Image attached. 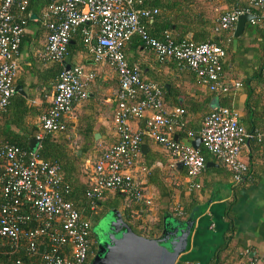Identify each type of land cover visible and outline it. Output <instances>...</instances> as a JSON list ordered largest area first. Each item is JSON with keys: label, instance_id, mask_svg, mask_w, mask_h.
Masks as SVG:
<instances>
[{"label": "built area", "instance_id": "2783aa9c", "mask_svg": "<svg viewBox=\"0 0 264 264\" xmlns=\"http://www.w3.org/2000/svg\"><path fill=\"white\" fill-rule=\"evenodd\" d=\"M247 4L264 15V0H247ZM25 6L26 0H0V111L13 93ZM156 12L142 0H52L42 11L46 37L41 59L60 63L70 36L78 29L86 52L94 62L110 67L117 81L111 116L115 142L103 148L91 165L89 187L84 194L89 204L107 191L150 204L142 188L147 167L136 163L141 134L128 124L142 117L147 137L167 153L168 166L178 164L183 168L188 189L198 188L194 178L204 160L188 141L174 140V132L184 133L189 140L196 136L199 146L230 173L233 183L243 179L246 166L239 151L256 134L243 129L237 111L224 106L211 110L202 116L200 127L193 134L184 129L183 109L164 108L161 87L143 80L138 68L126 62L123 46L135 37L159 61L172 60L191 72L207 91H228L220 79L223 50L212 42L175 43L165 31L160 38L150 36L143 20ZM244 12L248 13L232 10L221 14L213 30H230L237 15ZM92 79L93 73L80 65L62 68L57 73L48 108L38 118V132L34 135L38 142L46 133L64 130L71 105L85 98V85ZM231 86L238 88L239 84L233 82ZM37 148L38 143L33 150H21L7 142L0 144L2 245L7 241L10 248L36 256L39 264H84L89 225L63 199L67 185L60 179L58 166L38 157ZM11 264L24 263L16 259ZM238 264H259V259Z\"/></svg>", "mask_w": 264, "mask_h": 264}, {"label": "crops", "instance_id": "0c3cea01", "mask_svg": "<svg viewBox=\"0 0 264 264\" xmlns=\"http://www.w3.org/2000/svg\"><path fill=\"white\" fill-rule=\"evenodd\" d=\"M189 2L190 27L203 31L207 38L213 37L211 28L214 29L221 14L233 7L247 5V0ZM174 9L177 12V7ZM43 22L34 18L25 21L15 58L13 87L20 86L21 96L34 113L26 116L24 121L28 132L36 134L38 118L48 108L56 75L63 66L80 65L93 73V79L85 85V98L71 105L70 113L64 119V130L52 134L64 148L73 149L77 158L75 178L83 188L93 161L103 148L115 142L111 116L117 81L113 70L105 63L94 62L85 47L68 57L66 53L60 63L41 59L46 37ZM159 24L158 19L143 20L146 31L153 35L158 33ZM233 25L230 35L234 40L225 45L221 61V80L228 86L224 99L219 93L207 91L191 72L174 61L157 62L154 53L144 49L135 37L124 44L123 53L126 62L138 68L143 79L159 83L164 108L183 109L185 130L196 133L203 113L219 107L220 103L237 111L243 129L257 133L251 140L247 139L239 151L246 166L242 181L233 183L230 173L206 153L203 168L194 178L198 188L188 190L183 168L178 164L169 167L167 153L147 137L142 121L145 118L130 120V128L143 134L136 163L151 169L142 185L143 196L150 199V204L141 208L107 191L86 206L80 194L73 207L85 216L95 243L94 254L86 264H90L93 257L97 259L95 264H207L215 248L222 243L227 227L224 212L230 199L233 202L229 212L235 230L232 242L247 248L251 257L261 260L264 253V71L259 80L252 74L264 64V54L260 50L264 45V21L257 22L259 30L255 35L247 28V22L241 34L233 37ZM186 37L190 38V33ZM242 81L250 85L248 93L242 85L231 86L233 82L240 85ZM246 99L251 107L248 114L242 109ZM172 138L178 142L191 141L182 132H174ZM158 174L163 175L169 186V196L148 182L147 178L150 180ZM190 194L195 196V205L183 221L175 220L171 210ZM124 211L144 224L151 223L161 211L160 235L153 238L135 236L121 220Z\"/></svg>", "mask_w": 264, "mask_h": 264}, {"label": "trees", "instance_id": "16d2710c", "mask_svg": "<svg viewBox=\"0 0 264 264\" xmlns=\"http://www.w3.org/2000/svg\"><path fill=\"white\" fill-rule=\"evenodd\" d=\"M51 2L52 0H26V6L24 8V11L22 12V17L27 22L33 18L41 22L42 11ZM142 2L144 5L148 6L149 8H155L157 11L155 15L150 17L152 20L158 19L160 22L159 31L156 35L148 33L152 37L160 38L162 33L165 31L169 33L170 38L175 43H178L180 41H190L193 43L212 42L217 44L223 50V52L225 51V45H227L231 40H234L233 38H231L230 30L214 31L213 28H211L212 30L211 33L213 37L207 38L206 37L207 34H205L203 31L195 30L193 26L191 28L190 27L191 19L188 13V6L190 5V2L188 3V0H142ZM175 7H177V12L174 9ZM232 10H247L251 15H253L254 20L252 23L248 22L247 28L250 30L252 35H255L258 32L259 29H257V22L264 21V15H262V12L259 9L253 8L247 4L246 6L233 7L225 12H230ZM215 24L213 27H215ZM187 33H190L191 35L190 38L186 37ZM69 40L71 43H68L66 45V53H67L66 57H68L77 50H82L84 47L82 43V37L78 29L75 30L74 33H72ZM139 44L141 45L140 42ZM260 50L264 54V45L261 46ZM156 61L161 63L164 60L159 61L158 59H156ZM128 65L132 66L130 64ZM61 68L62 67L59 66V69ZM263 71H264V64H260L257 70L252 74V76L255 79L259 80V78L263 74ZM221 73H222V62H221ZM153 83L159 85V83L156 81H154ZM224 84L227 85L226 83ZM241 85L244 88V91L248 93L250 85L247 84V81H245L244 83L242 81L239 86ZM226 93L227 92L219 93L218 95H220L221 99H224L225 96L224 94ZM219 106H224V104L220 103ZM242 109L244 113L248 114L249 112H251V107L248 104L247 99L244 102V106ZM206 113H208V111L203 113V115ZM32 114L34 113L30 105L25 101V99L18 93L13 92L12 95L8 98V102L4 107V109L0 111V144L7 142L9 144L14 145L18 149L27 150L26 142L29 138L34 137L35 134H31L28 132L25 126L24 118ZM139 119L141 118H138L136 120ZM142 121L144 128V120ZM247 132L251 133L252 135L257 134L254 133V131H247ZM53 133L56 132L46 133L45 135H43L42 138L39 139L37 155L41 159L49 161L51 163H55L58 166V174L60 176V179L64 184L67 185V191L62 195L63 199L69 201L72 204V206H74L73 202L78 200L80 198L79 195L81 194V199L86 202V206H87V204L89 203L86 200L84 194L89 187V183L87 181V183L85 184L86 186L83 188H81L82 186L81 184H77V180L75 178V172L77 169V165H76L77 158L73 152V149L70 147L64 148L62 143L59 142L58 138L52 137ZM140 134L141 136L143 135L142 132H140ZM248 140H251V138ZM197 150L199 154L203 157V160L205 161L206 152L200 146L197 147ZM150 170L147 167V173L144 176L145 179L150 174ZM73 177L74 180L72 179ZM147 180L150 184L157 186L158 191L163 193L166 192L168 193L167 195L169 196L170 194L169 186L164 182L163 175L160 174L154 175L152 178H150V180L148 178ZM113 193L116 194L118 198L129 200L134 204H136L138 207L142 208L147 206L140 200L134 201L119 193L116 192ZM232 202L233 199H230L227 202L226 210L224 212V221L227 227L222 235V243L215 248L213 255L208 260L207 264H238V262L242 260L245 261L256 258V257H248L247 248L240 247L236 243L232 242L234 239L233 234L235 231L234 226L231 223V213L229 212V207ZM195 203H196V199L195 196L192 194H190L185 201H181V200L178 201L175 205V208L171 210L173 218L178 221H183L187 217L190 209L195 205ZM158 213L159 214L156 215L155 219L151 223H145V224L141 223V220L139 218L131 216L130 214L127 213V211H124L122 213L121 220L124 224H126L128 229L135 236H144L148 238H153L160 235L162 231L161 211H158ZM80 218L82 220H85V216L83 214H80ZM86 238L88 242L86 256L90 258L95 251L94 237L90 233H88ZM88 258H85L84 264L87 263ZM16 259H19L24 264H39V260L37 259L36 256H29L24 254L22 250L10 248L9 243L7 241H4L2 245V239H1L0 264H11ZM259 264H264V262L259 260Z\"/></svg>", "mask_w": 264, "mask_h": 264}, {"label": "water", "instance_id": "95a60500", "mask_svg": "<svg viewBox=\"0 0 264 264\" xmlns=\"http://www.w3.org/2000/svg\"><path fill=\"white\" fill-rule=\"evenodd\" d=\"M252 19H253V16L249 13H246V12H244L240 15H237L235 22H234V25H233V29H232V36L236 37V36L240 35L242 30H243L244 23L250 22V20H252ZM68 67L69 66L64 65L63 69H67ZM13 92L18 93L20 95H23L19 85H15L13 87ZM173 139H175V138H173ZM37 143H38V141L34 137L29 138L26 142V147L28 150H33V148L37 145ZM190 145L192 148L198 147V138L196 136L193 137V139L190 141ZM141 149H142V145L139 146V150H141ZM251 256H252V253H248V257H251ZM260 259H261V261L264 262V253L261 255ZM95 260H97L96 257H93L90 264H95V262H96Z\"/></svg>", "mask_w": 264, "mask_h": 264}, {"label": "flooded vegetation", "instance_id": "af4514ba", "mask_svg": "<svg viewBox=\"0 0 264 264\" xmlns=\"http://www.w3.org/2000/svg\"><path fill=\"white\" fill-rule=\"evenodd\" d=\"M85 258H88L87 256ZM89 259V258H88Z\"/></svg>", "mask_w": 264, "mask_h": 264}]
</instances>
